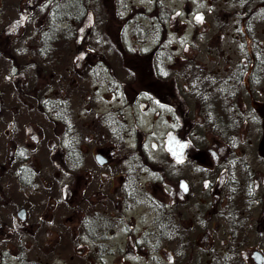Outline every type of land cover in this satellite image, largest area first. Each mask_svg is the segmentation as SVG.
Segmentation results:
<instances>
[{"label": "flooded vegetation", "instance_id": "1", "mask_svg": "<svg viewBox=\"0 0 264 264\" xmlns=\"http://www.w3.org/2000/svg\"><path fill=\"white\" fill-rule=\"evenodd\" d=\"M73 1L0 0V182L9 173L23 186L35 183L34 169L25 162L30 154L26 153L27 134L22 133L23 96L16 100L18 108L8 112V90L24 91L32 82L29 86L41 109L46 96L41 78L50 81L52 88L53 81H63L65 118H72V103L79 93L81 120L73 116L77 126L73 129L68 123L66 130L72 138L64 144L60 162L71 166L72 179L65 189L38 192L30 207L22 205L7 216L0 202V264L136 263L133 260L139 264H264V73L254 72L259 65L247 63V55L253 53H245L240 77L228 79L223 105H216L219 110L212 115L213 136L223 140L221 146L218 141L205 149L209 158L205 161L216 167L213 178L206 177L203 189L195 191L194 164L193 180L187 176L164 183L142 180L143 166L150 161L146 133L140 129L138 137L127 117L121 125L114 120L109 126V120L118 117L115 114L123 115L121 107L111 104L101 111L95 105L106 89L110 91L107 99L123 97L124 105L132 109L138 96L120 97L119 75L110 66L111 59L103 48L87 46V30L93 26L95 14L91 25L81 32L92 10L81 7L79 18L72 19V4L77 3ZM257 6L264 7V0ZM73 26H78L77 35ZM74 42L76 46H68ZM152 53L157 57L150 64L151 82L145 95L167 104L165 73L156 68L166 59L165 53L158 48L150 50ZM88 77L97 79L89 88ZM173 92L171 98L181 103L182 84H176ZM168 102L181 116V107ZM101 114L108 120L104 121L106 131L98 137L105 124ZM53 119L57 120L56 114ZM29 129L39 141V132L33 125ZM3 134L8 141L2 140ZM184 139V157L177 160L171 150L175 144L169 142ZM163 144L153 141L150 149L163 147L172 162L190 156L195 162V143L184 138L182 131L168 132ZM88 150L98 162V176L87 168ZM139 161L143 166L137 165ZM153 165L164 172L162 163ZM4 193L0 191V199L6 198ZM48 193L49 199L45 197ZM21 208L26 209L24 217L19 215Z\"/></svg>", "mask_w": 264, "mask_h": 264}, {"label": "rangeland", "instance_id": "2", "mask_svg": "<svg viewBox=\"0 0 264 264\" xmlns=\"http://www.w3.org/2000/svg\"><path fill=\"white\" fill-rule=\"evenodd\" d=\"M76 1L77 3L72 4V19L79 18L81 7H88L95 14L93 26L87 30V46L103 48L102 52L107 53L106 55L111 59L109 64L113 67L114 73L119 75L120 97L123 94L130 97L138 96V101L132 109L131 106L124 105L123 97L119 101L107 99L110 91L106 89L102 90L103 97L95 105L101 111L108 110L111 104L121 107L123 115L115 114L118 117H112L109 126H112L114 120L121 125L127 117L129 125L135 127L138 137L140 129L146 133L145 149H149L150 161L145 163V166L142 161L138 162L137 165L143 166L141 179L164 183L165 179L174 182L182 176H187L189 180H193L192 168L195 164V191H201L206 177L213 178L217 173L216 167H211L205 161V158L209 160L205 149L218 141L220 146L223 144V140L216 139L212 133L213 116L210 111L214 113L216 108L214 101L219 105L224 102L223 96L227 95V81L240 77L245 53H253L246 57L248 64L253 56L256 60L257 53L261 55L258 59L262 62L260 65L264 64V7L256 6L259 0ZM198 14L203 18L198 19ZM244 16L247 17L246 29L242 25ZM78 26L72 27L76 35ZM248 32L256 38V44L251 42ZM68 46L74 47L76 44L74 42ZM153 48L165 53L166 59L156 68L165 73L164 77L168 85L167 100L174 101V105L181 107V116L172 111L173 105L170 102L157 103L145 95L151 82L150 64L155 63L157 57L154 53L149 54ZM112 52L115 53L114 56H111ZM61 71L63 69L59 70ZM109 73H111L110 69H108ZM202 74L209 75L211 83L217 85L214 87V83L210 84L209 89L212 94L211 98L206 100H203L195 89V76ZM27 80H32L29 70H27ZM86 82L89 88L97 83V79L88 77ZM49 83L50 81L46 82L41 78L40 84L46 93L41 109L38 108L32 87L29 85L24 86V91L15 92L13 88L6 94L8 112L18 108L16 100L19 95L23 96V103H20V109L24 113L22 133L27 134L25 140L29 145L26 153L30 154L25 162L34 169L35 183L23 186L21 183H16L14 176L9 173L6 177H2L0 191L5 192L3 196L5 195L6 198L0 199V202L4 216L22 205L30 207L33 196L38 192L63 191L65 184L72 179L69 173L71 166L68 167L66 162L60 161L63 160L61 155L64 153V144L69 143V139L72 138V135L66 132L68 123L70 128L74 129L77 126L75 119L81 121L78 115L80 94L76 93L77 99L72 103L73 116L77 115V117L66 119L64 113L68 112L63 103L66 97L64 90L66 85L63 81H53L52 88ZM176 84L179 86L182 84V97L179 99L181 103H176V100L171 98L174 97ZM262 88L264 97V81ZM77 91H79L78 86ZM55 114L57 120L53 119ZM93 115L91 114L90 117ZM102 118L100 120L103 123L108 120L104 116ZM87 120L90 118L87 117ZM30 125L39 132V141L32 138L29 132ZM102 126L98 137L106 131L107 124ZM174 130L182 131L184 138L195 143V162L191 156L180 163L172 162L166 158L163 147L155 151L150 149L153 141L164 146L166 134ZM79 133L81 137L82 132ZM88 133L91 131L88 130ZM216 133L218 137L223 138L222 132L216 131ZM2 138L3 141L9 140L7 136L5 139V134ZM7 152L9 153V149L5 151ZM137 159L141 160V157ZM86 161L87 168L98 176L100 172H98V162L91 150L86 154ZM156 162L163 164L164 172H159V168L153 165ZM90 166L93 169L89 168ZM3 182L4 187L1 185ZM50 195L48 193L45 197H51ZM138 226L140 228L141 224ZM133 262L139 264L140 261L133 260Z\"/></svg>", "mask_w": 264, "mask_h": 264}, {"label": "trees", "instance_id": "3", "mask_svg": "<svg viewBox=\"0 0 264 264\" xmlns=\"http://www.w3.org/2000/svg\"><path fill=\"white\" fill-rule=\"evenodd\" d=\"M258 4V3H257ZM257 6V5H256ZM247 19L246 16H244V21L242 19V25L245 26L244 28L246 29V23H245V20ZM250 32L247 33V35L249 34ZM249 37L251 39V42H255V44L257 43V40L255 37H253L252 35L249 34ZM259 53H257L256 55V60H255V56H253V59H251L250 63L253 64V65H259L258 66V69L256 71H254L256 69V67L254 68V72L256 73H264V64L263 66H261L260 64L262 63L261 61L259 62L258 59L261 58V55L259 56L258 55ZM252 70V69H251ZM264 76V75H262ZM259 78V77H257ZM211 78L209 75H205V74H202V75H199V76H195V89L197 91V93L199 94V96L203 99V100H206V99H210L211 98V91L209 89L210 87V84L212 85L213 83H211ZM223 81V84L225 85V81ZM210 82V83H209ZM216 83H214V87H215ZM217 86V85H216ZM205 102H208V101H205ZM214 103L216 105H219V103L217 101H214ZM213 105V104H211ZM220 105L222 106L223 105V102L220 103ZM219 109L215 108L214 111H217ZM211 115H213V111L211 110L210 111Z\"/></svg>", "mask_w": 264, "mask_h": 264}, {"label": "water", "instance_id": "4", "mask_svg": "<svg viewBox=\"0 0 264 264\" xmlns=\"http://www.w3.org/2000/svg\"><path fill=\"white\" fill-rule=\"evenodd\" d=\"M92 18H93V15L90 14V15L88 16V18L86 19L84 25L81 26V28H80L81 32L84 31V30L86 29V27H88V26L90 25ZM184 141H186V140H183V141H181V142H184ZM184 148H185V146L183 147L182 150H181V149H176L177 152H180V153H181L180 156L175 155L177 159H180L181 156L183 155V150H184ZM213 151H214V150H213ZM214 152H215V151H214ZM25 213H26V209H25V208H21V210L19 211V215H20L21 217H24V216H25Z\"/></svg>", "mask_w": 264, "mask_h": 264}, {"label": "snow or ice", "instance_id": "5", "mask_svg": "<svg viewBox=\"0 0 264 264\" xmlns=\"http://www.w3.org/2000/svg\"><path fill=\"white\" fill-rule=\"evenodd\" d=\"M197 18L198 19H202L203 17H202L201 14H198ZM186 143H187L186 141L181 142V141H175V140H172V141L169 142L170 146L172 144H175V148H172L171 150L173 151V154L174 155H177V156H180L181 153L180 152H177L176 149H181L182 150L183 147L186 145Z\"/></svg>", "mask_w": 264, "mask_h": 264}]
</instances>
